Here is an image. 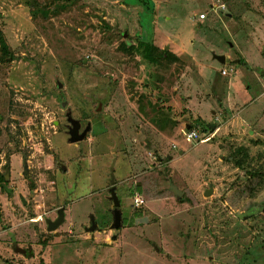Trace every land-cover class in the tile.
Listing matches in <instances>:
<instances>
[{"label":"rangeland","instance_id":"rangeland-1","mask_svg":"<svg viewBox=\"0 0 264 264\" xmlns=\"http://www.w3.org/2000/svg\"><path fill=\"white\" fill-rule=\"evenodd\" d=\"M141 1L0 0L10 52L0 59V172L11 178L0 185V264H264V187L248 189V172H264V132L204 142L211 134L180 107L164 68L125 51L143 37L162 51L178 40L208 61L247 57L251 70L228 61V76L209 62L215 82L195 88L210 97V114L228 93L224 106L264 129V0H221L226 12L202 28L194 17L215 0ZM68 112L91 127L80 143L69 141ZM185 123L196 141L179 131ZM239 149L249 154L245 169L229 160ZM111 168L124 220L116 231ZM61 208L65 223L49 233ZM89 214L100 223L91 234L82 228Z\"/></svg>","mask_w":264,"mask_h":264},{"label":"crops","instance_id":"crops-1","mask_svg":"<svg viewBox=\"0 0 264 264\" xmlns=\"http://www.w3.org/2000/svg\"><path fill=\"white\" fill-rule=\"evenodd\" d=\"M209 16H210V18H208V20L206 22H208V21H210L211 23H212V21L214 22L215 21L214 20V14L212 12H209ZM194 21L199 28H202L205 25L204 23L198 22L196 17H194ZM206 27L208 29H210V26H206ZM173 44L178 49H169V48L163 49L164 56H162L159 59V62H157V63L159 64L160 67L164 68L165 75L169 76L171 81H168V83L173 84V85L175 84L174 85V91L178 92V96H176V97L179 99L178 101L180 103V107H182L183 109H185L187 111V116L192 117L191 119H193L197 123H200L204 127H213L216 129L213 133H210L211 137L205 139L204 142L210 141L212 138H214L218 134H226V133L240 134V133H244L245 131H248L250 136L254 137L258 133L264 132V129H262L260 126H257V122L253 118L250 119V116L245 115L244 118H241V116L239 114H236L234 112V110L230 109L229 107L227 108L224 106V102L231 103L230 102L231 98H229L228 93L222 94V95H224V97L220 98L218 100L217 111H213L212 114H210L209 108H211L212 106H208V108H207V104L209 101L208 98H210V97H208V98L204 97L203 98L204 94L203 93L200 94L198 89L195 88L196 86H199V85L202 86V84L206 83V81H207V83L208 82L209 83L215 82L213 80V78L210 77L209 73L206 72L207 69L211 68V64H214V63L224 65V67L220 71L222 76H228L229 75V70L226 66L228 61L229 62L232 61L234 63L233 65L240 64L245 69H247L248 71L251 70L252 64L248 60L247 57L242 56V59H243L242 63H237L238 60L233 58L232 52H224L222 54H216L215 56H213V58H211V61H208L206 55H203V54L200 55V53H198V56H197V54L195 53L196 49H186L185 43H183V42H179L177 40ZM190 45L195 47V40H191ZM155 46L158 48L157 45H155ZM231 48H233V46ZM217 56H224L226 58L225 64L220 63L216 59ZM209 62H212V63L210 64ZM196 65L198 67L202 66L204 69L201 70L200 68H197ZM231 67L234 68V66H230V70H232ZM223 71H227V74L224 75ZM263 76H264V71H263ZM233 84H234L233 81H232V83L229 82L228 86L230 87ZM229 87H228V90H229ZM206 110H207V112H206ZM183 119H185V116L183 117ZM176 125H177V123H176ZM192 129L193 128H192V125H190V123L189 124L185 123L183 128H180L179 131L181 132L182 135H185V134L187 135L190 131H192ZM200 143H201V140H200ZM167 158L169 160L171 159L170 156H168ZM62 172L66 174V168L65 167L62 168ZM114 173H115V171H114ZM6 174L4 176H6ZM0 175H1V172H0ZM22 176L25 177L24 171L22 173ZM9 179H11L10 175H9ZM60 190H61L60 191L61 194L64 195L65 197L69 196L70 194L73 193V189H68V188L65 189V187L64 188L60 187ZM1 191L3 192L2 188H1ZM76 191L78 192V188L76 189ZM116 191H117V189H116ZM109 193H110V189H109ZM137 196H139V195H136L135 198ZM20 199L23 201V204H25L24 203L25 201L22 198V196L20 197ZM119 200H120V198H119ZM120 202H121V200H120ZM64 211H65V209H64ZM2 212L4 213L5 211H0V214ZM91 215H93V214L88 215V224L82 226L85 233H87L85 231V228L90 227ZM122 215H123V213H122ZM13 217H15V219L12 218V220H11L12 224H10V226L13 225V228L16 229L15 226L17 223L16 222L17 219H16L15 214ZM111 218H112V223H113L112 211H111ZM122 219H123V216H122ZM65 220H66V215H65ZM96 222H98L97 218H96ZM112 223H111V225H112ZM99 224L97 223V225H98L97 231L99 230V227H100ZM111 225H110V227H111ZM123 226H124V220H123ZM111 231H113V230H111ZM87 234H91V233H87ZM112 241L117 242L118 236L114 235L112 237ZM16 251L18 253L24 255V256H27L28 253L31 252L29 249H22L20 247H16Z\"/></svg>","mask_w":264,"mask_h":264},{"label":"trees","instance_id":"trees-1","mask_svg":"<svg viewBox=\"0 0 264 264\" xmlns=\"http://www.w3.org/2000/svg\"><path fill=\"white\" fill-rule=\"evenodd\" d=\"M140 2H142L140 0ZM145 5V3H143ZM0 47L2 50V57H0L3 62V58L9 56V47L6 43V40L3 36V33L0 31ZM125 47H130L131 49H125V51H132V54L139 57L140 59L146 61L149 66L155 65L159 59L164 56V51L158 49L150 40L144 39L143 37L136 38L131 44L129 42L126 43ZM216 129L213 127H206V133H213ZM247 150L239 149L236 152L231 153L230 162L233 163L239 169H245L246 165L248 166V162L250 161L249 154L247 155ZM241 155V157H239ZM7 178L3 175H0V185L7 183ZM248 189L251 191L256 186L264 187V172L260 171H249L248 172ZM4 188L2 187V190ZM117 192V191H116ZM118 195V194H117ZM119 197V196H118ZM111 201V200H110ZM183 201V200H182ZM112 202V201H111ZM113 203V202H112ZM255 216V215H254ZM121 230V229H119ZM47 241L42 242V246L45 248ZM32 257V255H30Z\"/></svg>","mask_w":264,"mask_h":264},{"label":"water","instance_id":"water-1","mask_svg":"<svg viewBox=\"0 0 264 264\" xmlns=\"http://www.w3.org/2000/svg\"><path fill=\"white\" fill-rule=\"evenodd\" d=\"M216 59L222 63L225 64L226 58L224 56H217ZM70 115V114H69ZM71 119L70 121V128L68 129V135L70 136V143L77 144L82 141H84L88 133L90 132L91 127L88 126L82 133H80L81 125L78 121L72 119L71 115L69 116ZM116 146H118V139L115 138ZM29 169L27 161L24 160V175H28ZM6 178L9 179V175L6 174ZM110 197L109 199L113 202L114 209L112 210V216H113V223L110 227L111 230L116 231L123 227V219H122V211H121V202L119 200V197L117 195L116 189V177L114 173V169L111 168V174H110ZM172 191L176 197L177 200H180L183 196V193L178 190L176 187H172ZM25 203V202H24ZM264 210V207H263ZM65 222V211L64 208H61L58 212V218L54 221L47 220V231L49 233L55 232L57 229H59ZM98 229V225L96 222V218L94 215H91L90 217V227L85 228V231L87 233H94Z\"/></svg>","mask_w":264,"mask_h":264},{"label":"built area","instance_id":"built-area-1","mask_svg":"<svg viewBox=\"0 0 264 264\" xmlns=\"http://www.w3.org/2000/svg\"><path fill=\"white\" fill-rule=\"evenodd\" d=\"M227 10V6L225 3H223L221 0H215V2L212 5V13H224ZM209 18V13L208 12H201L198 17L196 18L198 22L203 23L206 22ZM223 74L226 75L227 71H223ZM187 141L188 142H193L196 141L198 139V135L196 132L194 131H190L187 135H186ZM202 141V140H201ZM28 164V163H27ZM135 202V206L136 207H141L145 204V201L142 197L137 196L134 200Z\"/></svg>","mask_w":264,"mask_h":264},{"label":"flooded vegetation","instance_id":"flooded-vegetation-1","mask_svg":"<svg viewBox=\"0 0 264 264\" xmlns=\"http://www.w3.org/2000/svg\"><path fill=\"white\" fill-rule=\"evenodd\" d=\"M69 114L71 115V113H70V112H68V113L66 114L67 121L69 122V125H68V126H66L67 133H68V129H69V128H70V126H71V124H70V121H71L70 119H71V118L69 117V116H70ZM79 123H80V122H79ZM80 125H81V123H80ZM85 129H86V128H85ZM85 129H83V130H82V129H80V133H82V132H83ZM88 134H89V133H88Z\"/></svg>","mask_w":264,"mask_h":264}]
</instances>
